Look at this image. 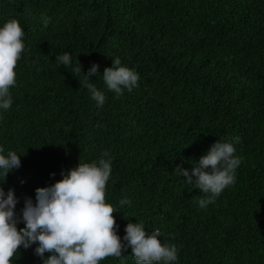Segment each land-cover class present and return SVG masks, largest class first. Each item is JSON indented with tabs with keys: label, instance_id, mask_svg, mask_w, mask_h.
Returning a JSON list of instances; mask_svg holds the SVG:
<instances>
[{
	"label": "trees",
	"instance_id": "1",
	"mask_svg": "<svg viewBox=\"0 0 264 264\" xmlns=\"http://www.w3.org/2000/svg\"><path fill=\"white\" fill-rule=\"evenodd\" d=\"M10 19L25 31V51L12 107L0 110V146L22 166L0 183L15 189L17 215L38 187L107 151L105 200L122 242L139 222L177 247L174 264H264V0H0V26ZM65 52L85 74L99 65L91 79L103 107L83 74L57 65ZM116 57L140 74L139 87L119 96L102 77ZM235 136L236 183L201 208L206 195L175 169L191 170ZM35 247L21 246L14 264H42ZM100 264L137 262L129 247Z\"/></svg>",
	"mask_w": 264,
	"mask_h": 264
},
{
	"label": "clouds",
	"instance_id": "2",
	"mask_svg": "<svg viewBox=\"0 0 264 264\" xmlns=\"http://www.w3.org/2000/svg\"><path fill=\"white\" fill-rule=\"evenodd\" d=\"M48 18H44L47 26ZM25 31L17 19H10L0 26V110L12 107L13 97L10 87L16 84L14 69L22 52L25 51L23 37ZM58 66L71 67L77 76L83 74L84 87L99 107H103L106 96L99 90L91 77L99 75V65L93 63L85 74L82 65L73 63L72 54L65 52L56 55ZM104 84L117 96L124 90L131 92L139 87L140 74L123 66L120 58H113V66L107 67L102 75ZM3 112L0 111V119ZM241 138L235 136L227 141L215 142L198 163L191 161V170L177 166L178 176L206 195L199 200L201 208L214 204L223 191L236 183V170L241 158L236 144ZM105 151L98 161L79 163L76 167L62 172V179L46 187L36 189L35 202L26 198L21 215L15 209L19 198L14 188L5 191L2 186L7 175L22 166L21 155L16 151L4 154L0 146V264H14L13 257L24 249L36 245L34 251L42 259V264H100L109 256L121 257L131 248L137 264H174L178 262V249L174 244L161 242L159 229L148 233L143 223H128L123 242L117 234L119 225L113 216L116 209L106 203V184L112 173L111 159ZM53 176L55 173L52 174ZM195 177V181L193 178ZM23 182V181H22ZM131 205L124 198L120 205ZM23 223L24 227L17 225ZM45 253H51L45 256Z\"/></svg>",
	"mask_w": 264,
	"mask_h": 264
}]
</instances>
